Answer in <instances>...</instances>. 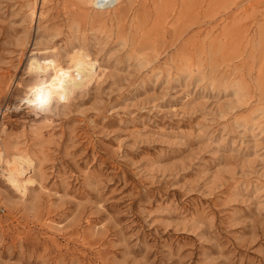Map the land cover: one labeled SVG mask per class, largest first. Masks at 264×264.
I'll return each mask as SVG.
<instances>
[{"label":"rangeland","instance_id":"374dc122","mask_svg":"<svg viewBox=\"0 0 264 264\" xmlns=\"http://www.w3.org/2000/svg\"><path fill=\"white\" fill-rule=\"evenodd\" d=\"M94 8L0 0V149L33 166L0 175V264H264V0ZM77 49L83 87L20 101Z\"/></svg>","mask_w":264,"mask_h":264},{"label":"bare ground","instance_id":"6f19581e","mask_svg":"<svg viewBox=\"0 0 264 264\" xmlns=\"http://www.w3.org/2000/svg\"><path fill=\"white\" fill-rule=\"evenodd\" d=\"M86 1L95 8L99 7L106 9L111 3L113 4V2L117 0ZM38 53L42 52L38 51ZM53 57L49 56V54L47 55V52H43L41 56L33 53L28 59L26 65L29 72H37L38 75L39 73L46 74L47 71H50V73L46 75V77L35 80L25 86L23 94L19 99L27 107L37 108L28 104L25 100L26 97L32 99L29 93L31 87L42 86L45 92L49 93V102L52 98L65 99L76 88L83 87V85L93 77L96 71V61L91 58L89 54L78 49L74 50L69 58L67 57L68 60L65 67L60 66ZM30 63L31 70L29 68ZM31 167L33 168L29 158L21 155H14L10 158L6 155L4 150L0 149V175L3 180L18 193L23 194L26 191L29 182L26 179H22L21 176L26 171L30 170Z\"/></svg>","mask_w":264,"mask_h":264},{"label":"clouds","instance_id":"9594fccd","mask_svg":"<svg viewBox=\"0 0 264 264\" xmlns=\"http://www.w3.org/2000/svg\"><path fill=\"white\" fill-rule=\"evenodd\" d=\"M31 70V63L29 65ZM29 93L32 96V99L25 98L26 102L30 105H33L37 108H42L44 105L49 103V93L45 92L42 86H34L29 89Z\"/></svg>","mask_w":264,"mask_h":264}]
</instances>
